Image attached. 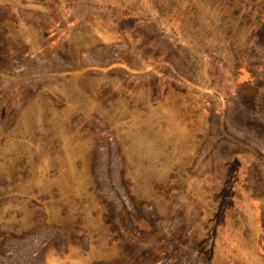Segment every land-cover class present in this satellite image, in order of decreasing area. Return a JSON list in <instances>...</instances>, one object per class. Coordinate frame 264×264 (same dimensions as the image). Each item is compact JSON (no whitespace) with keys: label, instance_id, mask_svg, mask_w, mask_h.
<instances>
[{"label":"rangeland","instance_id":"rangeland-1","mask_svg":"<svg viewBox=\"0 0 264 264\" xmlns=\"http://www.w3.org/2000/svg\"><path fill=\"white\" fill-rule=\"evenodd\" d=\"M0 264H264V0H0Z\"/></svg>","mask_w":264,"mask_h":264}]
</instances>
